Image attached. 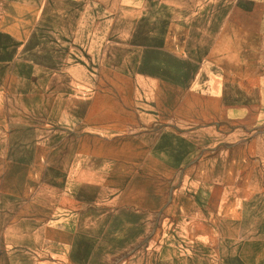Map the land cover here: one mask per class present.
<instances>
[{
  "label": "rangeland",
  "instance_id": "rangeland-1",
  "mask_svg": "<svg viewBox=\"0 0 264 264\" xmlns=\"http://www.w3.org/2000/svg\"><path fill=\"white\" fill-rule=\"evenodd\" d=\"M0 264H264V0H0Z\"/></svg>",
  "mask_w": 264,
  "mask_h": 264
},
{
  "label": "crops",
  "instance_id": "crops-1",
  "mask_svg": "<svg viewBox=\"0 0 264 264\" xmlns=\"http://www.w3.org/2000/svg\"><path fill=\"white\" fill-rule=\"evenodd\" d=\"M176 28L190 30V27L182 26V23L180 22H173V24H171L169 23V20H167V23L164 22L162 30L163 36L162 39L159 38V45L152 46L149 50H147L146 65H152L153 70L156 71L157 68H162L158 72L171 74V71L169 69L174 66L182 65L184 63L165 49V42L167 40L168 34L170 33V31H172V29ZM159 32H161V30Z\"/></svg>",
  "mask_w": 264,
  "mask_h": 264
}]
</instances>
